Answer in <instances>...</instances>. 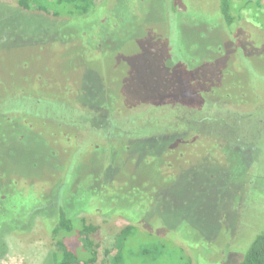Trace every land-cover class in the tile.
I'll return each instance as SVG.
<instances>
[{
  "label": "rangeland",
  "instance_id": "1",
  "mask_svg": "<svg viewBox=\"0 0 264 264\" xmlns=\"http://www.w3.org/2000/svg\"><path fill=\"white\" fill-rule=\"evenodd\" d=\"M19 1L0 0V116L17 125L11 133L0 122V139H9L0 141V207L8 209L0 210V264H52L48 215L62 198L76 203L75 218L99 226L94 264L114 263L128 224L137 230L126 264H155L160 238L163 264H240L264 232V0H231V24L219 0H96L72 17ZM181 69L189 83L166 79ZM204 88L207 100L193 102ZM59 100L73 110L49 107ZM106 102L128 133L115 127L107 141L85 125L76 132L83 142L68 140L58 121ZM202 115L215 117L201 128L217 142L182 141L197 135L189 127ZM155 133L169 138L143 142ZM23 177L49 189L35 191ZM29 217L32 227L21 228Z\"/></svg>",
  "mask_w": 264,
  "mask_h": 264
},
{
  "label": "trees",
  "instance_id": "2",
  "mask_svg": "<svg viewBox=\"0 0 264 264\" xmlns=\"http://www.w3.org/2000/svg\"><path fill=\"white\" fill-rule=\"evenodd\" d=\"M50 1V2H49ZM56 1V2H54ZM20 0L19 1V6L22 9L28 10L30 11L31 9H34L33 7L36 6V9L40 12H43L47 15H55L57 17H60L62 14H67L69 16H74V15H88L91 10L93 9V7L96 5V0ZM51 2H53V4L57 3L56 5L60 6L67 10V12H65V10H58V9H54ZM231 0H219V7L221 8V11L223 13V15L225 16L227 22L229 24H231L234 20V16L232 14V7H231ZM51 9H53L54 11L52 12ZM179 62V61H178ZM162 65V63H161ZM182 71L177 72L176 71H169L167 73V77L169 81H173V79L177 76L181 77V80L189 83L190 79H193L192 73L188 72L186 70L181 69ZM171 72H176L174 73V75L171 76ZM172 85V84H171ZM199 88V86H198ZM197 93V91H196ZM199 95L196 94V96L194 97V101L193 102H199V101H206L207 100V96L205 95V88L204 91L200 90ZM198 96V98H197ZM37 101H35L36 103ZM39 102V101H38ZM57 104L62 105H68L67 107L70 109V111L73 110V104L70 102H67L65 104L64 101L59 100V102H52L49 104L50 108H53L52 104H54V107ZM200 103V102H199ZM72 104V105H71ZM78 108L81 110H85V107H90V106H86L85 105H80L77 104ZM108 105L109 103L106 102L104 105L101 104L100 105V109L99 111L97 110H92V108L86 109L87 110V115L82 119L80 117V120H77L76 117H71V115H67L64 116L63 119H66V121H58L59 125H67L69 130L71 131L70 136L68 137V140H70L71 138L77 139L76 144L79 145L81 142L84 141V136L81 135L79 137H77V133L76 132H82V127H84L85 125L90 126L91 129H96L94 130V132H98L99 134H101V137L107 141H110V139L112 140V132L114 133V128H115V132L116 135L118 134H126L128 133L127 130H125L126 126L121 125V126H117V120L114 117V115H110L109 114V110H108ZM187 105L190 106L189 101L187 102ZM193 105V104H192ZM60 107V106H58ZM57 107V108H58ZM11 111V110H10ZM22 113L26 114L25 110H20ZM14 110L11 111L12 115H13ZM0 113H3L2 111ZM97 113L100 114V116L96 117L95 114L97 115ZM25 114H22L21 116H26ZM92 115V116H91ZM3 118L0 116V122L5 121L7 122V126L9 128V132L11 131V133L14 131V129L16 128V123H15V119L14 116L10 117L9 119H6L5 114L2 115ZM190 116V115H188ZM39 118H41L40 114H39ZM44 119V118H43ZM218 119V118H216ZM197 123H194L190 128H192L191 132L197 134H191V133H187V136L184 137L183 135H181V133L179 134V136L181 135V137L183 136V138H181L182 141H191L189 138H191L192 140L195 139H202V138H210V135H216L211 133V131L208 130L207 131H203L202 130V124H205L211 121H216L215 117L212 119L209 115L206 116H199V118H196ZM45 122L49 121V120H42ZM236 122H238L239 124L243 122V118L242 116L238 117L236 120ZM182 122L184 123H188V119H184L182 120ZM27 123V122H26ZM189 124V123H188ZM6 126V127H7ZM188 126V125H187ZM195 126V127H194ZM261 129L263 128V125L259 126ZM130 130V129H129ZM188 130V131H189ZM131 131V130H130ZM75 132V133H74ZM55 133V132H54ZM118 133V134H117ZM262 133V132H261ZM65 135H67V133H64ZM169 138V135L167 134H158L155 133V135H151V137L149 138H145L142 139L144 140L143 142H156V141H161V140H165V138ZM3 140H9V139H0V141ZM211 140V139H209ZM212 141H215V143L217 142V138L216 136L214 138H212ZM242 141L244 142V140L242 139ZM241 142V141H240ZM68 147V146H67ZM209 150V149H208ZM209 154V152H208ZM35 165V163H34ZM21 178V177H20ZM40 178V177H38ZM21 180L24 181H28L31 182L33 187H40V186H44L45 183L41 182V179L39 181H29V178H25L23 177ZM1 182V181H0ZM19 182V180H18ZM23 183V182H22ZM21 183V184H22ZM49 184H55V182H51ZM47 185V184H46ZM46 185L44 186V188L40 187V188H35L34 190L36 191V189H40V193L48 190L49 188L46 187ZM106 186H109V184H106ZM111 185V183H110ZM1 186L0 187H5ZM63 187V184L62 186ZM59 187V188H61ZM110 187V186H109ZM22 188H25V186H23ZM58 188V189H59ZM98 188V187H97ZM105 189V187H104ZM1 190V189H0ZM99 190V188L97 189ZM145 190V189H144ZM158 190V189H157ZM1 192V191H0ZM38 192V194H40ZM61 192V190H60ZM2 195V200L3 203L1 205L4 204L5 201H7V197L3 196V193H0ZM156 194V193H155ZM52 200V198H51ZM63 200V198H62ZM62 200H61V204L60 206L57 207L58 212L57 213H51L49 216V218L51 220H54L53 224L50 225V229L49 232H51L52 237L55 239V245H56V251H54L51 254V261L52 264H94L97 262L98 259V249L95 247V242L92 239L91 235L96 232L98 230V225L89 223L88 220L83 216V217H78L75 218V214H77V205L74 202V200H70L69 202H67V205L62 206ZM0 202H1V196H0ZM35 206H38L37 209L35 211H33V214L36 213L37 211H39L41 208H43V205L41 204V202L37 203ZM0 210H5L7 211V207H0ZM150 209L147 208L145 210V213H147ZM40 214L41 218H46L48 216H45V214L38 212ZM32 216V215H31ZM33 217V216H32ZM32 218L29 217L28 222L25 223V225L21 228H26L30 229L32 227L31 220ZM144 223V221H141V223ZM29 224V225H28ZM28 227V228H27ZM149 228V226H147ZM137 230V228L135 227V224H128L126 225L121 232L118 234L117 236V240H116V246L118 247V253L115 256V260L114 263L112 264H126L127 262L124 261V257L125 255L127 256V253H125L126 250V241L127 239L130 237V235L133 233L134 230ZM149 231V229H147ZM152 231V230H150ZM160 233V232H159ZM5 242V239H4ZM164 240H157V242H155V246H154V251H156L159 259H161V257H163L165 253V248L167 247V245H165L166 243H164ZM6 248V247H5ZM144 254H151V250L147 249L146 247L142 249ZM83 255H86L85 257ZM157 259L156 262H158L159 264H163L162 260ZM242 260H240V264H264V232L260 233L252 242V244L250 245L249 249L246 251V253L244 254V257L241 258ZM189 261V260H188ZM155 262V264H156ZM192 262L189 261V264H191ZM151 264V263H150Z\"/></svg>",
  "mask_w": 264,
  "mask_h": 264
}]
</instances>
